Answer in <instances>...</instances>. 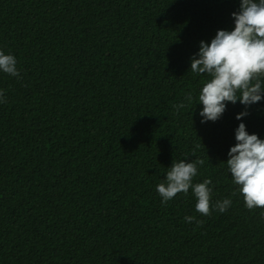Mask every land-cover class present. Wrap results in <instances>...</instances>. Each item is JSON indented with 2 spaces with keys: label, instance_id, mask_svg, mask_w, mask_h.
Returning <instances> with one entry per match:
<instances>
[{
  "label": "trees",
  "instance_id": "obj_1",
  "mask_svg": "<svg viewBox=\"0 0 264 264\" xmlns=\"http://www.w3.org/2000/svg\"><path fill=\"white\" fill-rule=\"evenodd\" d=\"M240 0H0V264H264V209L228 172L239 123L264 139V102L201 123L210 77L200 42L234 28ZM202 159L226 213L196 198L161 202L173 161ZM185 216L196 220L189 224Z\"/></svg>",
  "mask_w": 264,
  "mask_h": 264
},
{
  "label": "clouds",
  "instance_id": "obj_2",
  "mask_svg": "<svg viewBox=\"0 0 264 264\" xmlns=\"http://www.w3.org/2000/svg\"><path fill=\"white\" fill-rule=\"evenodd\" d=\"M234 28L218 30L211 42L201 41L199 51L191 58L190 71L210 77L203 83L198 98L186 94L177 111L190 107L198 99L203 105L199 112L201 123L217 122L227 111L228 104L244 106L237 114L238 121L250 115L252 106L264 102V0H240L239 10L232 13ZM0 73L22 79L17 57L0 48ZM7 103L5 90L0 89V104ZM236 143L228 152L227 168L232 182L249 210L264 209V139L250 134L245 123L235 130ZM204 160L173 161L164 181L156 185L161 202L167 204L191 190L196 198V211L209 216L212 212L226 213L232 206L231 198L213 200L211 179L194 183ZM191 224L194 216H185Z\"/></svg>",
  "mask_w": 264,
  "mask_h": 264
}]
</instances>
